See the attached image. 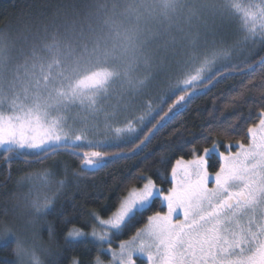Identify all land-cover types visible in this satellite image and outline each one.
<instances>
[{
	"label": "trees",
	"instance_id": "16d2710c",
	"mask_svg": "<svg viewBox=\"0 0 264 264\" xmlns=\"http://www.w3.org/2000/svg\"><path fill=\"white\" fill-rule=\"evenodd\" d=\"M159 1L166 6V14H159H165V21L177 15L183 25H195L188 27L193 30L189 34L201 40L194 37L195 42L188 43L193 50L182 52L175 50L181 47L176 36L172 49L168 46L165 52H170L171 57L162 60L164 67L153 69L150 90H139L137 99L126 97L120 101L116 97L114 103L115 96H102L98 88L93 90L88 97L91 103L98 104L99 94L107 102L100 101L104 107L95 106L90 113L92 119L101 118L98 123L91 121L90 136H102L105 141L75 145L79 150L125 149L126 155L108 162L106 167L85 169V174L74 177L73 171L79 173L81 168L71 150L61 149L39 162L16 155L6 159L8 154L0 150V222L21 232L23 220L33 211L29 212L28 195L31 200L38 197L41 201L45 196L53 197L42 213L40 225L41 235L47 238L51 233L57 242L47 264H52L54 258H58V264H70L73 257L79 258L81 264L94 261L98 242L86 237L69 240V229L78 227L88 233L97 227L92 214L107 218L125 187L142 183L141 172L167 189L176 158H191L193 146L202 152L204 147H211L213 140L224 150V143L246 131L258 106L264 107V0L216 1L214 6H199L195 0ZM129 5L130 0H0V53L7 52V65L15 68L11 69V79L21 84V91L27 95L39 93L49 83H56L58 64L74 58L82 61L81 53L90 55L100 49L116 48L121 20H130L126 11ZM174 8L181 12L176 13ZM201 44L213 48L214 53L199 66L201 69L194 70L193 61ZM188 51L192 56L183 65L177 58ZM199 74L196 84L173 90L175 85ZM97 83L99 87L105 85L102 79ZM84 102H79L80 111L84 110ZM79 109L74 116L83 117ZM162 122H166L165 126L158 128ZM46 123L49 126L43 132L56 126L50 119ZM229 124L233 125L231 136L220 131ZM153 129L156 130L139 149L127 153ZM178 137L183 138V147L178 146ZM218 166V156L211 154L209 171L214 172ZM27 177L33 179V184L24 182ZM65 178V184L60 185ZM159 207L157 201L152 209ZM142 223L143 218L137 217L130 228L116 235L113 246L127 239ZM14 243L8 238L0 242V264H17ZM99 255L108 260L106 253Z\"/></svg>",
	"mask_w": 264,
	"mask_h": 264
},
{
	"label": "snow or ice",
	"instance_id": "6c2138e0",
	"mask_svg": "<svg viewBox=\"0 0 264 264\" xmlns=\"http://www.w3.org/2000/svg\"><path fill=\"white\" fill-rule=\"evenodd\" d=\"M165 124L162 122L158 128ZM232 128L229 124L220 131L231 136ZM154 130L128 148L127 153L139 149ZM238 135L222 145L224 150L213 140L211 147H204L202 152L193 146L191 158H176L167 189L141 172L142 183L126 186L107 218L92 214L102 226L99 231L93 227L85 233L73 227L68 230L67 239L90 235L98 242V254L89 264H264V107L258 106L246 131ZM178 141V146L183 147V138L178 137ZM0 148L8 154L6 159L16 155L37 162L61 149L71 150L79 158L81 168L79 173L73 171L74 177L85 174V169L106 167L108 162L126 155L125 149L79 150L75 145L62 147L59 143L37 141L27 132L5 135L3 129ZM210 153L219 159L214 173L209 172ZM52 200L47 196L43 201L33 198L31 208L43 212ZM157 201L160 207L153 210ZM137 217L143 218L142 225L114 247L116 235L130 228ZM99 252L108 254L110 259L105 262ZM52 264H58V258ZM70 264L81 262L73 257Z\"/></svg>",
	"mask_w": 264,
	"mask_h": 264
},
{
	"label": "rangeland",
	"instance_id": "374dc122",
	"mask_svg": "<svg viewBox=\"0 0 264 264\" xmlns=\"http://www.w3.org/2000/svg\"><path fill=\"white\" fill-rule=\"evenodd\" d=\"M216 1L223 2L225 0H195L199 6L210 3L214 6ZM174 10L176 13L179 10L181 12L180 8H174ZM126 11L130 20H125L124 17L121 20L119 25L121 32L116 48L100 49L90 55L81 53L79 56L82 61L74 58L70 62L58 64L56 83H49L42 92L27 95L25 91H21L22 85L11 79V69L15 68L7 65L8 53H0V129L4 130L5 135L12 132L19 136L21 133L27 132L37 141L59 143L60 145L82 144L89 140L91 141L89 143L92 144L104 142L105 140H101L102 136H90V131L93 128L90 124L101 121V118H90V113L95 106L104 107L100 105V101L105 99L102 96H115V99L112 100L114 103L117 101L116 97H119L120 101L126 97L137 99L139 90L143 92L150 90L149 86L153 82V69L160 65L164 67L165 63L162 60L171 57L170 52H165L168 46L172 49L177 40L176 36L181 40V47L175 50H182V52L187 48L193 50L194 46H189L188 43H193L195 38H199L195 37V34H189V31L193 30H188V27L192 28L195 25H183L177 15L165 21L166 6L161 5L160 1L130 0ZM163 11L165 14L159 15ZM183 27L186 29L184 30ZM211 32H208L207 36ZM199 50L201 51L198 56L196 55V61H193L194 70L201 69L202 67L199 66L208 61L210 54L214 53L213 48L203 47V44L199 45ZM188 53L190 52L183 54L181 59L178 57L177 60H181L185 65L187 63L185 59L192 56ZM199 76L200 74L186 79L182 84L175 85L173 90L196 84ZM95 78L100 82L102 79L105 85L99 87L100 83L95 82ZM96 89L102 95H96L99 98L98 104L96 101L91 103L88 98L89 94ZM82 99L85 101L83 112L79 109V102ZM105 102H107L106 99ZM78 109L83 117L74 116L77 115ZM49 119L56 126H51L50 129L43 132V129L49 126L46 125ZM211 154L214 153H210L209 156ZM31 180H33L31 177H27L24 182L32 183ZM28 199L32 201L29 195ZM30 201L28 204H31ZM29 210V212L33 210L31 206H29ZM101 227L97 222V227H95L97 231ZM16 233L20 232L16 231ZM85 237L91 238L90 235ZM6 238L15 240L13 235H8L0 238V242Z\"/></svg>",
	"mask_w": 264,
	"mask_h": 264
},
{
	"label": "clouds",
	"instance_id": "9594fccd",
	"mask_svg": "<svg viewBox=\"0 0 264 264\" xmlns=\"http://www.w3.org/2000/svg\"><path fill=\"white\" fill-rule=\"evenodd\" d=\"M42 211L33 210L22 222V231L17 234L14 226L0 222V238L13 235V255L17 264H47V257L56 247L52 234L44 238L40 232Z\"/></svg>",
	"mask_w": 264,
	"mask_h": 264
},
{
	"label": "flooded vegetation",
	"instance_id": "af4514ba",
	"mask_svg": "<svg viewBox=\"0 0 264 264\" xmlns=\"http://www.w3.org/2000/svg\"><path fill=\"white\" fill-rule=\"evenodd\" d=\"M235 148H233V150H234Z\"/></svg>",
	"mask_w": 264,
	"mask_h": 264
}]
</instances>
